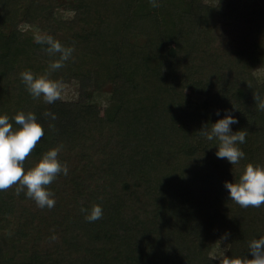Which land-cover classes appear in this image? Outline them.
Segmentation results:
<instances>
[{"label":"trees","instance_id":"1","mask_svg":"<svg viewBox=\"0 0 264 264\" xmlns=\"http://www.w3.org/2000/svg\"><path fill=\"white\" fill-rule=\"evenodd\" d=\"M185 6V18L160 37L132 31L146 38L139 45L124 33L127 0H0V114L32 111L44 127L26 170L57 146L69 168L47 186L50 209L17 195L16 185L0 191V264H219L217 240L225 255L252 258L248 242L264 236V205L239 206L224 183L249 162L264 165V110L255 99H264V82L254 74L264 66V0ZM22 23L75 46L51 77L77 82V100L47 104L27 92L20 72L44 74L51 58ZM161 63L185 85L199 83L208 108L154 80ZM103 92L113 120L96 115L92 98ZM216 109L230 110L233 131L247 132L237 165L218 159L217 142L198 133L220 118ZM95 204L103 216L88 222L81 208Z\"/></svg>","mask_w":264,"mask_h":264},{"label":"clouds","instance_id":"2","mask_svg":"<svg viewBox=\"0 0 264 264\" xmlns=\"http://www.w3.org/2000/svg\"><path fill=\"white\" fill-rule=\"evenodd\" d=\"M153 8L160 6V0H149ZM34 42L40 44L42 51L51 58L48 70L44 74H35L31 70L20 72L21 82L34 100L42 99L47 104H53L62 98L64 85L59 79L51 77V73L65 66V62L74 59V45H65L51 34L37 32ZM257 106L264 110V99L255 95ZM223 111V115L221 113ZM215 115L220 117L214 123L202 124L199 135L207 141L217 142L215 153L218 159H227L232 165H237L246 154L240 147L246 142L247 132L233 131L232 125L238 123L237 117L230 110L216 109ZM44 116L55 120L56 114L45 111ZM14 121L16 127L13 126ZM45 130L32 111H19L14 116L0 114V191L16 185L17 195L24 192L27 198L35 201L40 208L55 206V197L47 187L59 174L69 173L66 163L59 159L60 147H53L44 152L35 166L25 169L24 161L44 136ZM225 189L231 201L243 208L261 207L264 205V165L247 163L234 182L225 181ZM88 222L99 220L103 216V208L99 204L89 208H81ZM230 233L225 232L221 239L227 240ZM55 239V236L52 237ZM248 255L245 256H213L219 258V264H264V236L248 242Z\"/></svg>","mask_w":264,"mask_h":264},{"label":"rangeland","instance_id":"3","mask_svg":"<svg viewBox=\"0 0 264 264\" xmlns=\"http://www.w3.org/2000/svg\"><path fill=\"white\" fill-rule=\"evenodd\" d=\"M188 0H160V6L153 8L149 0H127V19L128 27L124 33L130 35L131 40L139 45L146 42L143 35L136 37L132 31H140L141 29L147 30L152 36L160 37L164 31L169 28L170 23L176 20H183L185 18L186 6L185 2ZM204 1L207 4H215L218 0H198ZM68 15V14H67ZM66 15V17H68ZM21 27L28 33H37V29L30 27V25L22 23ZM149 34V35H150ZM196 32L193 34L195 36ZM176 40H171L167 44V55L174 53ZM153 64V60H152ZM151 77L163 84L169 86L172 91L181 89L184 90V99H188L193 108L205 109L211 104L209 98L202 95L198 90L200 84L196 82L186 83L181 81L180 78H175L172 74L168 73L167 66L164 64L157 65L156 68L150 71ZM255 77L258 81L264 82V66L258 67L255 72ZM62 94L63 100H77L80 93L78 91L77 82L65 83ZM202 85V84H201ZM109 94L106 92L96 94L92 98V102L96 107V115L99 118H108L113 120L115 111L109 107ZM226 242L217 240L213 246V256H223L226 253Z\"/></svg>","mask_w":264,"mask_h":264}]
</instances>
